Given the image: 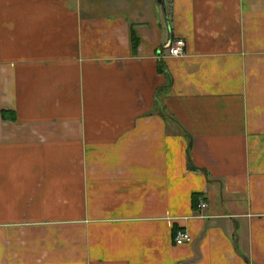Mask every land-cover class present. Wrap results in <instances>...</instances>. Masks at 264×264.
<instances>
[{"label": "crops", "instance_id": "obj_1", "mask_svg": "<svg viewBox=\"0 0 264 264\" xmlns=\"http://www.w3.org/2000/svg\"><path fill=\"white\" fill-rule=\"evenodd\" d=\"M165 1L0 0V264H264V0Z\"/></svg>", "mask_w": 264, "mask_h": 264}, {"label": "built area", "instance_id": "obj_2", "mask_svg": "<svg viewBox=\"0 0 264 264\" xmlns=\"http://www.w3.org/2000/svg\"><path fill=\"white\" fill-rule=\"evenodd\" d=\"M184 40L179 39H172L170 40L166 47L167 53L171 55L179 56L183 52ZM206 203L204 201L199 202L198 207H204ZM191 240V236L188 231L183 230L182 228H177L173 233V243L180 244V243H187Z\"/></svg>", "mask_w": 264, "mask_h": 264}, {"label": "water", "instance_id": "obj_3", "mask_svg": "<svg viewBox=\"0 0 264 264\" xmlns=\"http://www.w3.org/2000/svg\"><path fill=\"white\" fill-rule=\"evenodd\" d=\"M157 3L161 6L162 12L164 14V17L167 20V9H166V1L165 0H156Z\"/></svg>", "mask_w": 264, "mask_h": 264}, {"label": "trees", "instance_id": "obj_4", "mask_svg": "<svg viewBox=\"0 0 264 264\" xmlns=\"http://www.w3.org/2000/svg\"><path fill=\"white\" fill-rule=\"evenodd\" d=\"M132 39H133L132 41L134 42V40H135V37L133 36V37H132Z\"/></svg>", "mask_w": 264, "mask_h": 264}]
</instances>
